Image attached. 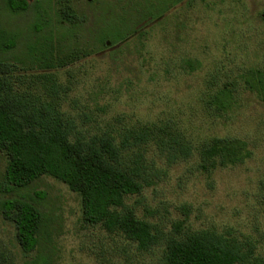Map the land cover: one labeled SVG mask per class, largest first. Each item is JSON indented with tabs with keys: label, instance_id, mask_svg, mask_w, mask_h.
<instances>
[{
	"label": "rangeland",
	"instance_id": "374dc122",
	"mask_svg": "<svg viewBox=\"0 0 264 264\" xmlns=\"http://www.w3.org/2000/svg\"><path fill=\"white\" fill-rule=\"evenodd\" d=\"M26 1L23 13L2 11L18 41L0 62L9 66L14 83L33 93L53 84L62 110L83 133L126 136V160L142 167V190L125 206L155 227L159 242L211 231L249 244L252 258L264 264V102L242 91L235 112L223 116L201 103L205 89L235 87L242 72L264 71V0H190L172 9L165 31L150 35L143 47L120 53L103 48L54 70L25 56L38 13L37 1ZM82 4L85 9L86 0ZM155 25L148 21L141 30ZM59 36L51 41L53 56L66 46ZM140 129L152 134L144 137ZM211 137L244 140L250 157L236 166L203 169L196 155L187 157V140L194 149ZM6 166L0 153V205L8 198L31 201L46 215L47 228L38 246L25 252L0 206V264H165L163 244L142 249L87 224L80 197L51 177L13 190L3 180Z\"/></svg>",
	"mask_w": 264,
	"mask_h": 264
},
{
	"label": "trees",
	"instance_id": "16d2710c",
	"mask_svg": "<svg viewBox=\"0 0 264 264\" xmlns=\"http://www.w3.org/2000/svg\"><path fill=\"white\" fill-rule=\"evenodd\" d=\"M36 1L38 13L25 56L45 61L43 67L54 70L103 48L120 53L130 46L143 47L150 35L165 31L170 11L190 0H86L85 9L84 0ZM28 7L26 0H4L0 5L1 55L15 48L18 41L17 34L1 20L2 11L13 16ZM148 21H155V30L142 31ZM58 34L66 46L53 56L51 41ZM7 67L0 62V153L7 159L3 177L7 186L21 190L44 176L51 177L80 197L87 224L98 225L142 249L163 244L165 264H258L249 244L211 231H190L159 242L155 227L125 206L127 198L142 190V167L131 166L126 160V136L119 140L120 133H83L62 110L53 84L33 93L18 82L17 86ZM238 80L235 87L205 89L203 108L217 115H231L238 108L237 93L242 91L264 102L263 70L249 69ZM139 132L144 137L152 134L149 130ZM189 140L187 157L196 155L199 165L208 171L236 166L250 157L248 144L238 138L211 137L200 140L194 149ZM0 206L3 218L15 228L20 248L34 250L46 231V215L25 199L8 198Z\"/></svg>",
	"mask_w": 264,
	"mask_h": 264
}]
</instances>
